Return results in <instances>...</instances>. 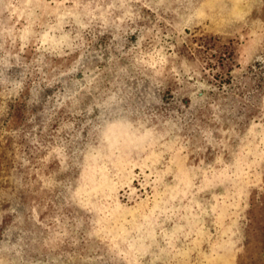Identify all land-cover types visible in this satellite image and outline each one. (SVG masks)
<instances>
[{
	"label": "rangeland",
	"instance_id": "rangeland-1",
	"mask_svg": "<svg viewBox=\"0 0 264 264\" xmlns=\"http://www.w3.org/2000/svg\"><path fill=\"white\" fill-rule=\"evenodd\" d=\"M0 264H264V0H0Z\"/></svg>",
	"mask_w": 264,
	"mask_h": 264
}]
</instances>
